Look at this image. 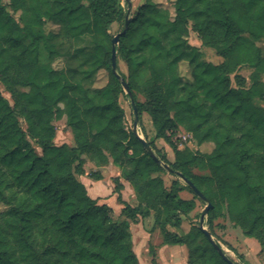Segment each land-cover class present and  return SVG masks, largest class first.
Here are the masks:
<instances>
[{"label":"trees","instance_id":"trees-1","mask_svg":"<svg viewBox=\"0 0 264 264\" xmlns=\"http://www.w3.org/2000/svg\"><path fill=\"white\" fill-rule=\"evenodd\" d=\"M126 16L127 30L115 51L128 76L117 64L116 73L126 81L139 118L145 113L155 137L172 149V163L143 137L159 162L153 160L125 125L108 29L120 22L124 28ZM47 24L58 30L47 31ZM190 31L202 46L216 50L220 63L199 62V50L188 43ZM246 34L250 44L243 40ZM83 36L93 43L78 49L75 40ZM56 61L61 69L54 68ZM181 62L191 77L185 83L178 73ZM242 67L252 70L248 88L236 74ZM100 71L107 81L95 88ZM139 72L149 74L140 85ZM262 75L264 0H175L172 18L152 0L131 17L119 0H0V86L12 99L10 105L0 93V204L6 208L0 211V264H139L128 223L114 222L111 208L91 199L77 179L85 161L118 169L137 201L133 207L123 202L122 185L113 179L121 215L131 223L152 216L162 244L185 247L187 264L228 263L199 222L190 220L195 204L179 194L193 193L175 173L210 202L211 237L209 228L224 207L227 220L264 252V108L254 104L264 102ZM62 117L73 146L54 144L52 122ZM178 126L196 146L212 144L211 151L178 150L168 135ZM164 165L175 177L168 188ZM194 168L208 174L195 175ZM88 177L102 179L100 172ZM184 221L189 230L178 233Z\"/></svg>","mask_w":264,"mask_h":264},{"label":"rangeland","instance_id":"rangeland-1","mask_svg":"<svg viewBox=\"0 0 264 264\" xmlns=\"http://www.w3.org/2000/svg\"><path fill=\"white\" fill-rule=\"evenodd\" d=\"M128 4H126V0H119V3L121 7L126 11L127 15L130 17L138 10V8L144 4L145 0H127ZM159 8L166 10L169 12L171 18L173 17V4L175 0H152ZM2 4H8V0H1ZM15 19H17V15L14 16ZM46 30L47 31H57L58 27L54 26L52 24H47L46 25ZM123 29V22L120 23H113L109 29L108 33L110 34L111 37H114L116 34L120 33L121 30ZM16 37L23 41L25 44L28 43L27 40H25L20 34H17ZM243 40L246 44H250L252 42V38L249 35H243ZM93 43V39L90 36H83L75 40L74 46L78 49L82 48H89L91 47ZM188 43L191 46L196 47L199 52H200V59L199 62H211L213 64H218L221 62V59L216 55V50L214 48H207L201 45V42L197 38V35L190 31L189 37H188ZM41 62L45 61V54L44 52L41 51V56H40ZM137 61V58H134V63ZM116 64L119 72L123 74L125 77L128 76L127 68L126 65L121 61L119 57L116 58ZM54 68L56 69H61L63 67V63L61 61H56L53 64ZM178 73L182 81L188 82L191 80L190 77V72L187 67V64L184 62H181L178 66ZM236 74L239 76L243 77L245 80V87L248 88L250 86V76L252 74V70L247 68V67H242L240 68ZM149 74L148 72H139L137 73V78L136 82L138 85L142 84L147 78ZM234 75H229L228 78L231 81L232 86L234 87ZM261 80H264V75L261 76ZM107 81V74L105 71H100L98 72L96 76V80L93 84V87L95 88H101L106 84ZM0 93L3 96V98L10 104L12 105V99L8 93L4 90L2 86H0ZM125 93L123 95L119 96L118 102L120 106L123 108L124 113H125V121H126V128L132 129V122H133V115H132V110L130 107V102L127 97H125ZM136 100L140 103L144 102V99L141 95L138 93H135ZM179 98V92H176V99ZM254 104L258 106H262L264 108V102H261L259 100H254ZM21 124V128L23 130L26 129V125L23 122V120H19ZM54 129H55V139H54V144L56 145H61V144H67L68 146H73V140H72V135L70 130L66 127L65 124V117H62L59 120L53 121L52 122ZM138 134L142 137H144L148 142H151L154 144L155 148L159 151V153L166 158V160L170 163L174 161V153L172 149L161 139H157L155 137V132L151 127L150 123V118L145 114L141 113L139 122H138V128H137ZM171 143L173 146H175L178 150L180 151H189L192 153H208L212 149V144H204L202 146H196L194 139L192 135L186 131L185 128L178 126L174 131L170 132L169 134ZM32 143V146L35 149V152L37 154H40V150L36 147V145ZM88 161H85L84 164V173H86L87 177L90 173L93 172H99V168L87 165ZM192 172L195 175H206L208 174V171L206 170H199V169H193ZM89 179V178H88ZM162 179L164 182L165 187H169L170 183L175 180V177L170 175L169 173L163 174ZM83 180H86L85 177ZM253 183V182H252ZM94 189H89L88 190V195L92 196ZM180 198L184 200H192L195 204V208L193 212L189 215V218L192 222L195 224L199 222L200 220V215L202 210L205 207V203L202 202L200 199H198L196 196L193 194L189 193L188 191H183L179 194ZM6 208L0 204V211L5 210ZM223 213V215H222ZM225 210L224 207L221 209V214L217 215V219L214 221L213 226L209 228L213 232V237L212 239L214 241H217V243L220 245L222 250L224 251V254L231 259L234 263L236 264H248L246 261H244V256L240 255L238 252L242 253H252V251L256 248L259 250V245L257 244L256 241L253 239L247 238L243 235L242 231L239 228H236L227 218L225 217ZM112 220L114 222H122L123 218H119L118 216H112ZM151 225L154 222L153 219H150ZM189 223L184 221L181 230L177 231L178 233H184L189 230ZM204 228L208 230V226L206 225V219L204 221ZM159 231L158 228H151V231ZM151 242V241H150ZM139 247V246H137ZM255 247V248H254ZM165 248L168 249H174L175 251H179L180 247H169L166 246ZM228 248H232V251H230ZM182 249H184L182 247ZM150 251L152 253V246H150ZM137 258L138 261H140L141 264H147L146 262V257L147 254L142 252L141 250L137 251ZM186 254V253H185ZM177 256H179V253H176ZM151 258V257H150ZM180 257H179V262H180ZM253 261V259H252ZM154 261H149L148 264H153ZM159 264H165V258L160 255L159 258ZM185 264V263H184ZM253 264H255L253 262Z\"/></svg>","mask_w":264,"mask_h":264},{"label":"crops","instance_id":"crops-1","mask_svg":"<svg viewBox=\"0 0 264 264\" xmlns=\"http://www.w3.org/2000/svg\"><path fill=\"white\" fill-rule=\"evenodd\" d=\"M87 165H91L90 167L92 166L97 167L94 163L91 162H88ZM83 169H85L84 166ZM99 172L102 176V179L100 181H94L90 179L89 177L86 176L87 175L86 173H84V175L82 176H78L77 179L85 187L87 191V195L89 189H94L92 191L93 195L92 196L88 195L91 199L98 200V204L107 205L112 210V216L115 215L118 216L119 218H123V221H126L128 223L129 232L132 238L133 250L136 256L138 253L137 251L141 250L142 252L147 254V257L145 259L147 264L150 260L154 261L153 264H159L158 262L160 255L165 258V264H184V263L187 264V252L185 247H183L184 249H182V247L180 246H169V247H180L179 251H175L172 248L171 249L165 248L166 245L162 244V239L159 231H154V230L151 231V228L153 227V223L151 225L150 219L151 218L153 219L152 216H149L144 219L138 218V220L135 223H131L121 215L122 205H120L117 201V194L112 192L113 179L118 178L122 185V190L120 191V197L123 202L133 207L137 204V201L129 184L119 177L118 169L114 167L111 163H109L107 166L99 168ZM84 177L86 180H83ZM150 246H152V253L150 251ZM176 253H179V256H177ZM238 253L244 256V261H246L248 264H253V262L255 264H264V252L261 251L260 246H259V250L255 248L252 251V253H246V254L242 252H238ZM179 257L181 259L180 262H179ZM138 263L141 264L140 261H138Z\"/></svg>","mask_w":264,"mask_h":264},{"label":"water","instance_id":"water-1","mask_svg":"<svg viewBox=\"0 0 264 264\" xmlns=\"http://www.w3.org/2000/svg\"><path fill=\"white\" fill-rule=\"evenodd\" d=\"M127 25H128V17L126 16L123 30L120 33L116 34L111 40V48H112L111 49V58H110L111 59V70H112L113 74L116 76V78L119 80V82L121 83V87H122L123 92L129 97V102H130V106H131L132 114H133V122H132L133 134L141 141V143L143 144V147L145 148V150L148 153L151 154L153 160H155L156 162H159L158 159L152 153V150H151L150 146L148 145V143H146L145 140L143 139V137L138 134L137 128H138V122H139V115H138L137 108L135 106L134 98H133V96L129 90V87H128L126 81L116 73V51H115V47L117 46V44L119 42V38L125 34V32L127 30ZM164 169L166 170L167 173H169V174L172 173V171L168 168V166L164 165ZM175 174H176V176H178V178L186 186H188L190 188V190L192 191L194 196H196L198 199H200L202 202L205 203V207L202 210L201 215H200L199 226H198L199 230L203 233V235L205 236L207 241L210 243L212 248L219 254V256H221V258L225 262H227L228 264H234L233 262L228 260V258L224 254V251L220 247V245L214 242L211 235L204 228V221L206 219L207 213L212 208L210 202L203 196V194L201 192H199L193 186V184L191 182H189L187 179H185L181 174H179V173H175Z\"/></svg>","mask_w":264,"mask_h":264}]
</instances>
